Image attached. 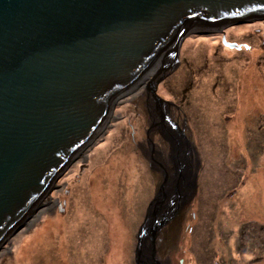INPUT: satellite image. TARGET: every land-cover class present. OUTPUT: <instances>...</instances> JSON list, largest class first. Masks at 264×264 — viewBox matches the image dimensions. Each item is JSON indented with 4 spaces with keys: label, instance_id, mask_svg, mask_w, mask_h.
<instances>
[{
    "label": "rangeland",
    "instance_id": "obj_1",
    "mask_svg": "<svg viewBox=\"0 0 264 264\" xmlns=\"http://www.w3.org/2000/svg\"><path fill=\"white\" fill-rule=\"evenodd\" d=\"M223 33L235 48L209 31L187 37L180 67L156 91L184 129L192 168L176 222L156 239L160 264H264V21ZM146 80L115 103L104 129L0 244V264H135L162 183L157 163L171 158L150 129L160 117L150 103V121Z\"/></svg>",
    "mask_w": 264,
    "mask_h": 264
},
{
    "label": "water",
    "instance_id": "obj_2",
    "mask_svg": "<svg viewBox=\"0 0 264 264\" xmlns=\"http://www.w3.org/2000/svg\"><path fill=\"white\" fill-rule=\"evenodd\" d=\"M253 21H264V0H0V242L90 146L115 103L147 79L150 121V103L160 117L150 129L170 146L173 173L157 163L162 183L135 260L152 234L150 261L160 264L156 239L178 215L192 168L184 129L164 115L170 104L157 88L180 67L187 37L209 31L235 48L224 29Z\"/></svg>",
    "mask_w": 264,
    "mask_h": 264
},
{
    "label": "bare ground",
    "instance_id": "obj_3",
    "mask_svg": "<svg viewBox=\"0 0 264 264\" xmlns=\"http://www.w3.org/2000/svg\"><path fill=\"white\" fill-rule=\"evenodd\" d=\"M129 95V94H128ZM127 96V95H126ZM125 96V97H126ZM132 96V95H131ZM113 120V118L111 119ZM53 189V188H52ZM44 198H46V195L44 196ZM44 200V199H43ZM14 231V229L12 230ZM10 231V232H12ZM154 229L152 230V233H153ZM160 233V232H159ZM152 235V234H151ZM151 235L150 236H147L145 237V239H143V241L141 242L140 244V253H141V256L142 258L138 259V260H135V264H153L151 261H150V239H151ZM159 235V234H158ZM4 241V240H3ZM1 241L0 244L3 242ZM156 259V258H155ZM157 260V259H156ZM158 261V260H157ZM160 263V262H159Z\"/></svg>",
    "mask_w": 264,
    "mask_h": 264
},
{
    "label": "trees",
    "instance_id": "obj_4",
    "mask_svg": "<svg viewBox=\"0 0 264 264\" xmlns=\"http://www.w3.org/2000/svg\"><path fill=\"white\" fill-rule=\"evenodd\" d=\"M184 94L183 95H185V90H184V92H183ZM188 198V197H187ZM177 219V218H176ZM176 219L173 221V222H171L168 226H167V229L168 228H172V225H174V223L176 222ZM171 231V230H170ZM249 236V235H248ZM248 238V237H247ZM174 238L173 237H171V236H169V235H167V239H166V242H165V248H166V250H168V249H170V247H172V240H173ZM158 244H159V242H158ZM168 261V260H167Z\"/></svg>",
    "mask_w": 264,
    "mask_h": 264
},
{
    "label": "flooded vegetation",
    "instance_id": "obj_5",
    "mask_svg": "<svg viewBox=\"0 0 264 264\" xmlns=\"http://www.w3.org/2000/svg\"><path fill=\"white\" fill-rule=\"evenodd\" d=\"M143 149V148H142ZM168 149V148H167ZM142 152H143V150H141ZM144 154H145V156L146 157H148L149 158V156H148V154L146 153V152H143ZM162 154L160 153V158L162 159V156H161ZM163 164H165L167 167H168V169H169V166H172V162H171V160H170V158H169V164H167L166 162H163ZM169 171H170V169H169Z\"/></svg>",
    "mask_w": 264,
    "mask_h": 264
}]
</instances>
